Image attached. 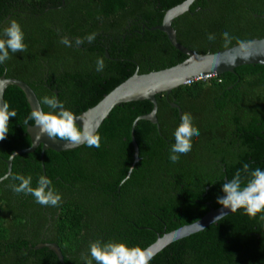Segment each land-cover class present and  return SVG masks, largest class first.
Wrapping results in <instances>:
<instances>
[{
	"label": "trees",
	"instance_id": "trees-1",
	"mask_svg": "<svg viewBox=\"0 0 264 264\" xmlns=\"http://www.w3.org/2000/svg\"><path fill=\"white\" fill-rule=\"evenodd\" d=\"M186 0H0V30L21 23L24 52L0 65V79L31 86L40 103L58 91L59 102L77 116L98 105L134 76L174 67L187 59L167 35L153 28ZM201 9L197 11V9ZM264 0H196L174 23L178 41L199 54L217 52L264 38ZM232 39L225 48L222 34ZM96 34L94 41L87 36ZM215 40L209 43L208 37ZM81 43L77 44V41ZM109 53L110 57L106 55ZM105 68L97 72L96 60ZM159 127L141 120L136 128L140 163L134 166L131 130L150 114V101L116 107L100 127V147L47 151L45 172L39 148L17 156L12 173L0 182V264H62L49 248L55 243L66 264H86L97 240L123 241L144 250L160 237L191 225L222 206V185L237 171L242 177L264 169V65L212 76L157 96ZM192 117L199 139L186 159L172 164L169 148L181 116ZM5 105L17 116L0 142V178L7 161L30 148L24 125L31 107L17 86L5 92ZM48 111V106L42 105ZM15 175L46 176L62 196L59 207L35 203L10 185ZM200 202V203H199ZM150 264H264V219L243 210L167 246Z\"/></svg>",
	"mask_w": 264,
	"mask_h": 264
},
{
	"label": "water",
	"instance_id": "water-1",
	"mask_svg": "<svg viewBox=\"0 0 264 264\" xmlns=\"http://www.w3.org/2000/svg\"><path fill=\"white\" fill-rule=\"evenodd\" d=\"M195 2L196 0H186L184 3L172 8L166 13L163 24L153 28V30H159L165 33L171 45L187 56V59L184 62L174 67L148 74L141 75L137 72L134 76L108 94L98 105L78 116L80 118L78 127H82V130L85 133L91 132L97 134L100 127L116 107L126 103L146 100L154 105V109L150 114L139 117L133 124L131 137L135 152V163L129 172V176L135 168V165L140 161V149L135 137L139 121H150L152 124L159 127V120L157 117V96L163 94L170 95L175 89L187 85L189 82L203 79L200 77H212L214 74L220 76L225 73H235L236 69L243 66L264 65V38L245 42L243 47L238 44L231 48L219 50L214 53L208 52L207 54H199L182 45L178 41L177 32L173 27V23L184 14L191 12V7ZM107 56L110 57L109 54H107ZM10 86H17L25 93L31 109L43 110L36 93L29 84L19 79L7 78L6 76H3L0 79V108L6 106L5 92ZM54 93L58 98V91H54ZM172 107L177 109L182 117L183 112L181 108L176 103L172 104ZM28 133L32 139V145L35 143L36 146H31L30 148L15 152L14 158L11 156L7 161L8 173L5 177H8L12 173L13 160L21 154L33 153L41 148L42 167L45 172L44 155L47 151H73L87 144L86 141L79 144H65V142L50 138L46 134L42 135L40 139H37V136L40 135V129L34 125L29 127ZM3 180L4 179H0V182ZM231 214L234 213H231L230 210L223 209L222 207L219 209H212L199 221L160 237L145 251L152 259L172 243L201 232ZM217 217H220V219H217ZM46 247L51 249L57 255L62 264H66L65 257L60 247L55 243L41 244L38 245L36 249Z\"/></svg>",
	"mask_w": 264,
	"mask_h": 264
},
{
	"label": "clouds",
	"instance_id": "clouds-1",
	"mask_svg": "<svg viewBox=\"0 0 264 264\" xmlns=\"http://www.w3.org/2000/svg\"><path fill=\"white\" fill-rule=\"evenodd\" d=\"M96 34L87 36L88 41H94ZM224 47L227 48L232 37L228 32L222 34ZM209 43H213L215 37H208ZM81 41H77V44ZM241 47L244 42L238 41ZM27 45L25 44V33L21 23L12 19L8 25L0 30V65L8 61L11 54L24 52ZM105 68L104 58L99 57L96 60V71L102 72ZM42 105L48 106V111L42 109H32L30 114L24 119V125L30 122L40 129V139L46 134L50 138L65 142V144L87 143L89 147H100L101 137L91 132L85 133L82 127H78L80 118L64 104L60 103L55 94L44 96ZM59 109V110H57ZM17 116L15 110H9L7 106L0 108V142L4 141L8 136L9 122ZM174 143L170 145L168 159L169 162L175 164L182 159H186L192 152V146L199 139L198 131L193 127L192 117L184 114L179 126L174 131ZM35 147V143L32 145ZM13 158L15 154L12 155ZM245 176L242 177L241 172L237 171L235 175L222 185V196L217 198V203L223 209L236 213L243 210V214L256 218L260 215L264 219V169L256 167L249 171L245 166ZM3 177L0 179H5ZM16 184L10 185L12 190L17 194L31 195L35 198V203L43 206L59 207L62 202V196L52 187V181L45 176H40L37 186L32 187V177L15 175L13 176ZM220 219V217H217ZM90 259L86 260V264H150L151 256L140 247L130 246L123 241L102 242L97 240L91 243L89 247Z\"/></svg>",
	"mask_w": 264,
	"mask_h": 264
},
{
	"label": "flooded vegetation",
	"instance_id": "flooded-vegetation-1",
	"mask_svg": "<svg viewBox=\"0 0 264 264\" xmlns=\"http://www.w3.org/2000/svg\"><path fill=\"white\" fill-rule=\"evenodd\" d=\"M201 9L199 8V9H197V11H200ZM263 18H264V16H263ZM178 36V35H177ZM107 54H109V53H106V55ZM110 56V55H109ZM167 95V94H166ZM167 97H168V95H167ZM174 103H176V102H171V106H172V104H174ZM177 104V103H176ZM178 105V104H177ZM179 106V105H178ZM180 107V106H179ZM181 108V107H180ZM175 109V108H174ZM182 110V109H181ZM182 112H183V110H182ZM183 115H184V112H183V114H182V117H183ZM182 117H181V119H182ZM140 159V158H139ZM138 163H140V161L138 162ZM200 203V202H199Z\"/></svg>",
	"mask_w": 264,
	"mask_h": 264
},
{
	"label": "built area",
	"instance_id": "built-area-1",
	"mask_svg": "<svg viewBox=\"0 0 264 264\" xmlns=\"http://www.w3.org/2000/svg\"><path fill=\"white\" fill-rule=\"evenodd\" d=\"M207 78H211V77H207ZM203 79H205V78H203ZM199 80H202V79H197L196 81H199ZM195 82V81H194ZM191 83H193V82H189V83H187V85L188 84H191Z\"/></svg>",
	"mask_w": 264,
	"mask_h": 264
},
{
	"label": "bare ground",
	"instance_id": "bare-ground-1",
	"mask_svg": "<svg viewBox=\"0 0 264 264\" xmlns=\"http://www.w3.org/2000/svg\"><path fill=\"white\" fill-rule=\"evenodd\" d=\"M212 76H216V75L214 74V75H212ZM200 78H207V77H200Z\"/></svg>",
	"mask_w": 264,
	"mask_h": 264
}]
</instances>
